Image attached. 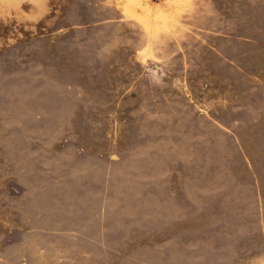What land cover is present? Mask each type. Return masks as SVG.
<instances>
[{"label":"rangeland","instance_id":"obj_1","mask_svg":"<svg viewBox=\"0 0 264 264\" xmlns=\"http://www.w3.org/2000/svg\"><path fill=\"white\" fill-rule=\"evenodd\" d=\"M0 264H264V0H0Z\"/></svg>","mask_w":264,"mask_h":264}]
</instances>
